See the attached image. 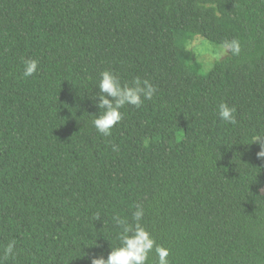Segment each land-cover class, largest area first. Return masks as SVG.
Here are the masks:
<instances>
[{
    "label": "trees",
    "instance_id": "obj_1",
    "mask_svg": "<svg viewBox=\"0 0 264 264\" xmlns=\"http://www.w3.org/2000/svg\"><path fill=\"white\" fill-rule=\"evenodd\" d=\"M196 37L241 52L206 67ZM22 58L38 59L32 77ZM104 70L157 87L107 137L92 124ZM261 151L264 0H0L3 264L106 259L113 216L131 220L137 203L170 264H264Z\"/></svg>",
    "mask_w": 264,
    "mask_h": 264
},
{
    "label": "clouds",
    "instance_id": "obj_2",
    "mask_svg": "<svg viewBox=\"0 0 264 264\" xmlns=\"http://www.w3.org/2000/svg\"><path fill=\"white\" fill-rule=\"evenodd\" d=\"M222 51H231L234 55L241 52V43L238 39L224 41L221 45ZM23 60V77H32L39 69V61L35 58ZM99 91L92 99L96 101V106L100 109V114L94 115L93 126L102 136H111L114 127L123 120V109L126 105H133L136 108L142 107L145 101H151L157 87L149 80L136 77L130 83H122L118 76L111 70H104L100 74L98 82ZM237 109L226 102L218 106L219 118L229 124L235 125L237 119L235 116ZM113 150H118L117 145H113ZM259 157H264V151L258 153ZM145 216V210L142 203L135 205V211L132 213L131 220L122 218L120 215H114L113 221L119 226L118 234L119 246L109 252L107 258L103 256L93 257L91 264H149V255L155 251L158 260L155 264H170V249L157 244L151 232L148 231L142 221ZM15 241L9 242L3 250V259L16 256ZM3 264V260H0Z\"/></svg>",
    "mask_w": 264,
    "mask_h": 264
},
{
    "label": "rangeland",
    "instance_id": "obj_3",
    "mask_svg": "<svg viewBox=\"0 0 264 264\" xmlns=\"http://www.w3.org/2000/svg\"><path fill=\"white\" fill-rule=\"evenodd\" d=\"M192 44L194 52L206 67L211 66L218 59L223 58L228 53L223 52L221 47H217L203 37H196Z\"/></svg>",
    "mask_w": 264,
    "mask_h": 264
},
{
    "label": "bare ground",
    "instance_id": "obj_4",
    "mask_svg": "<svg viewBox=\"0 0 264 264\" xmlns=\"http://www.w3.org/2000/svg\"><path fill=\"white\" fill-rule=\"evenodd\" d=\"M201 34V33H200Z\"/></svg>",
    "mask_w": 264,
    "mask_h": 264
}]
</instances>
